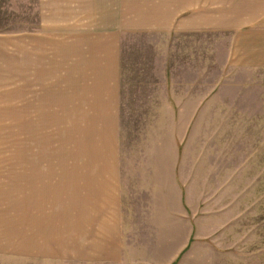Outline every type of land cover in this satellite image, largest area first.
Wrapping results in <instances>:
<instances>
[{"label": "rangeland", "instance_id": "374dc122", "mask_svg": "<svg viewBox=\"0 0 264 264\" xmlns=\"http://www.w3.org/2000/svg\"><path fill=\"white\" fill-rule=\"evenodd\" d=\"M204 1L214 17L238 23L232 32L208 23L201 29L214 35L185 46L189 34L145 35L158 25L135 27L133 11L162 6L184 19L203 9L192 0H0V264H95L78 257L80 245L93 249L79 226L89 194L77 171L79 161L111 159L134 161L129 181L125 167L115 168L123 207L125 197L153 192V175L165 170L135 161L175 160L188 179L182 205L196 220L188 244H197L170 264H264V0ZM111 10L122 13L114 16L120 23L110 24ZM113 26L131 31L111 41L115 74L123 65L134 89L125 88L127 104L109 98ZM169 43L182 45L171 65ZM173 107L177 129L166 118Z\"/></svg>", "mask_w": 264, "mask_h": 264}, {"label": "crops", "instance_id": "0c3cea01", "mask_svg": "<svg viewBox=\"0 0 264 264\" xmlns=\"http://www.w3.org/2000/svg\"><path fill=\"white\" fill-rule=\"evenodd\" d=\"M192 2L194 3L192 4V7H203V9L198 10L199 12L193 11L184 19L178 17L172 18L174 11H166L165 7L162 6H159V9H153L150 12H148V10L144 11L136 9L133 11L136 18L134 25H137L135 27H139L140 25L145 24L146 27H148L149 24H157L158 26L153 31L147 30L151 32L145 31L144 33L145 35H148L157 30L159 39L163 38L164 41H176L183 36L184 33L189 34L188 36L193 38H188L184 45L190 46L191 43H194L195 37L198 39L200 35H214L211 32V29H201L208 23L220 24L222 27L218 31L229 30V32L234 30V28L230 27L231 24L238 23V20H233V18L230 19L231 15L214 17L210 12L212 8H210L208 4L210 2L208 1L192 0ZM197 3H205V5H198ZM210 5L212 4L210 3ZM120 9L126 11L119 7V11ZM110 13V24L120 23L118 20L115 21L114 16L118 14L121 16L122 13L114 12L113 10H111ZM231 13H233V11ZM127 18L128 15H126V19ZM126 19L124 21L128 23L130 20ZM215 19L217 20L215 21ZM243 22L244 20L239 24H242ZM181 24L186 25L181 27ZM120 28L121 27L116 28V26H113V31L110 32L111 47L109 48L110 67L108 91L111 101L118 102L115 98L121 96L122 103L125 102L127 104V100L123 99L124 97L126 98L125 88H129L127 90L128 95H130V93L133 94L134 89L123 78L126 71L123 65H121V68L119 69L118 78L116 76L118 69L114 68L115 65H117V56L114 49V43L112 42L118 39V31L124 34L130 33L131 31L129 32L128 29L127 31H124ZM181 28H187L186 30H190L192 33L187 31L182 32ZM121 38L122 37L120 36L119 39ZM212 39L213 42L210 50L213 58L214 55L218 54H214L218 44L215 42V37ZM233 41L236 43V38H234ZM157 46H159V44ZM168 46H171L172 49H168L167 47L164 48V57L165 63L167 59L168 64L171 65L175 52H177V49L182 45L173 46V43H169ZM233 47L234 53L236 51L235 46ZM159 53L162 55L163 51L159 49ZM161 55H159V58ZM230 56V60L225 61L227 64L224 63V69L228 70L232 68L230 65L233 67L235 65V62L232 60V58L235 57V54H228V59ZM195 60L196 58L194 57L193 63H196ZM145 61L147 64L148 62L151 64L153 59L148 55L147 58H145ZM138 63L140 65H136L137 67H144L146 65L144 64L143 59H139ZM150 64L148 65L150 69L149 75L152 72ZM135 72L137 73V70ZM143 73V69L139 70V74L144 81L143 83L145 84V87L154 88L155 85L149 80H146L145 74ZM155 75V73H152V77ZM169 83L170 90L176 87V83H172L171 81H169ZM205 100L206 98L201 103H204ZM131 101L133 100L131 99ZM110 106L112 107V104H110ZM143 107H141V109ZM110 111L112 113L111 108ZM177 112H179V108L175 109L173 107V109H171L170 112L168 110V114H166V118H168L171 123V129L178 128L177 124H175V119H177L178 115ZM194 117V114H191L192 120ZM172 119L175 121L173 122ZM162 150L164 149H157V151ZM79 162L83 165L78 166V178L81 181H84L83 184L81 182L79 190H83V193L87 192L89 194L87 207L86 199L84 200L85 207L79 206V216H81L79 226L82 228L83 224V232L86 227L87 233L84 239L89 236L92 238L93 249L92 253L87 249V246L89 247L91 245L90 242H88V245L83 244V247L80 245L78 249L79 258H83L85 261L93 260L95 264H170L185 248L196 246L197 241L188 244L191 240L193 230H196V220L190 216L188 209L184 208L182 205V203L184 204L186 201L185 189L188 185V179H184L181 176L180 166L175 160L135 161L132 165L134 167L165 168V170L158 175H153L155 181L153 192L150 194H135L125 197L124 207L121 204L123 199L115 197L120 190L121 182L119 183L118 179L122 172L120 170L118 174L117 170L116 173L115 168L118 167L120 169L125 167L124 174L129 181L132 169L130 168V162L134 161L130 159L126 161L111 159L109 160V165L105 166L100 164L101 161L100 163L93 160ZM109 167L113 168V170ZM165 172L169 174L170 182L168 183H165L164 181L167 179ZM151 176L152 174L147 172V178ZM150 188H152V185ZM142 190L144 191L145 188L143 187ZM183 192L184 195H182ZM191 255L192 254L189 251L185 257Z\"/></svg>", "mask_w": 264, "mask_h": 264}]
</instances>
